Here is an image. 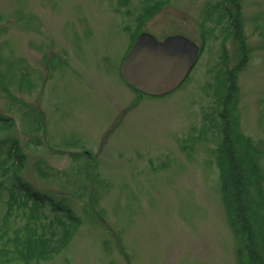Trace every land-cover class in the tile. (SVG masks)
<instances>
[{
	"label": "rangeland",
	"instance_id": "374dc122",
	"mask_svg": "<svg viewBox=\"0 0 264 264\" xmlns=\"http://www.w3.org/2000/svg\"><path fill=\"white\" fill-rule=\"evenodd\" d=\"M153 1L0 0V114L10 123L0 142L18 141V175L31 193L80 220L50 262L30 264H248L222 201L216 115L222 72L238 63L227 108L238 133L264 150V0H230L238 37L206 18L220 0H163L140 31L181 34L203 52L175 91L138 97L119 68L136 17ZM256 161L264 174V153ZM0 184L1 222L12 179L0 173ZM53 208L43 204L44 224Z\"/></svg>",
	"mask_w": 264,
	"mask_h": 264
},
{
	"label": "trees",
	"instance_id": "16d2710c",
	"mask_svg": "<svg viewBox=\"0 0 264 264\" xmlns=\"http://www.w3.org/2000/svg\"><path fill=\"white\" fill-rule=\"evenodd\" d=\"M164 4L163 0L146 2L136 17L139 27L133 32L131 44L140 32L141 24L151 18ZM232 12L235 15L238 13L236 2L231 7L230 0H220L208 8L206 18L215 15V24L226 23L223 24L226 33L234 30V35L238 37V18L236 17L235 21ZM238 69L236 63L231 69L226 70L225 81L222 83L224 87L222 106L218 108L216 115L219 121L218 139L221 143L216 158L226 215L239 243L244 242L243 248L238 246V254L245 258V263L247 261L248 264H264V236L261 233V230L264 233V212H259L264 211L262 186L264 174L256 161L264 150L256 146L253 148L248 143L249 137L238 133V116L227 108L233 106L235 99ZM216 116L213 117V123ZM8 121V118L0 114V122L4 123L0 124V129L8 126L10 124ZM8 143L9 141L5 140L0 142V173L12 179L6 211L0 222V261H23L25 264L34 260L48 261L66 247L73 232L80 225V220L71 208L61 202H54L53 197L30 192L18 175L23 168L24 153L16 139ZM16 189L23 192L24 196L21 197ZM30 198L33 199V203L29 207L28 221L20 227L13 228L16 212L20 211V208L25 209ZM45 203L54 207L58 213L47 224L43 223L42 207Z\"/></svg>",
	"mask_w": 264,
	"mask_h": 264
},
{
	"label": "water",
	"instance_id": "95a60500",
	"mask_svg": "<svg viewBox=\"0 0 264 264\" xmlns=\"http://www.w3.org/2000/svg\"><path fill=\"white\" fill-rule=\"evenodd\" d=\"M199 47L179 34L156 39L148 32L138 35L121 65L122 77L150 95L172 92L184 81L196 62Z\"/></svg>",
	"mask_w": 264,
	"mask_h": 264
}]
</instances>
